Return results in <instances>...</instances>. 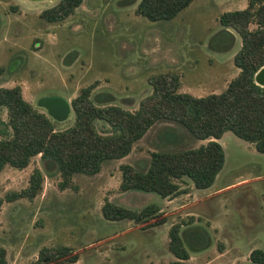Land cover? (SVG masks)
Returning a JSON list of instances; mask_svg holds the SVG:
<instances>
[{
  "label": "rangeland",
  "instance_id": "374dc122",
  "mask_svg": "<svg viewBox=\"0 0 264 264\" xmlns=\"http://www.w3.org/2000/svg\"><path fill=\"white\" fill-rule=\"evenodd\" d=\"M57 1L0 0V86L18 84L23 97L46 114L38 98L60 95L69 101L93 81L94 103L133 110L150 92V74L175 71L180 74L178 90L195 96L219 92L234 75L232 56L240 38L219 23L218 15L247 0H191L171 18L155 21L134 13L138 0H81L72 13L53 22L38 15ZM49 117L62 129L73 122L74 113L70 109L61 120ZM5 122V108L0 106V137ZM95 126L100 132L108 129L100 120ZM209 139L220 143L224 159L208 187L195 188L184 177L178 182L185 191L173 196L119 190L120 164L143 171L151 151L197 147ZM34 166L43 175L40 192L32 199L6 200L7 190L27 184ZM59 179L56 166L38 154L21 169L5 164L0 170V245L6 264H31L40 247L60 245L76 253L74 264H118L120 256L147 264L144 253L149 245L167 261L172 256L167 229L173 223L180 225L188 254L213 240V226L220 231L225 225L231 228L241 259L247 248L264 250V153L229 130L219 139H200L177 122L158 119L126 155L102 160L96 173H73L71 185L62 189ZM105 199L133 210L149 203L158 209L143 221L109 220L100 209ZM158 219L163 222L152 224ZM205 253L211 254L210 249Z\"/></svg>",
  "mask_w": 264,
  "mask_h": 264
},
{
  "label": "trees",
  "instance_id": "16d2710c",
  "mask_svg": "<svg viewBox=\"0 0 264 264\" xmlns=\"http://www.w3.org/2000/svg\"><path fill=\"white\" fill-rule=\"evenodd\" d=\"M80 2L58 0L38 15L49 22L59 21L72 13ZM190 2L138 0L134 13L152 21L168 19ZM218 21L238 34L240 46L232 56L238 72L217 93L195 96L179 91L180 74L166 70L147 76L150 92L140 98L135 109L129 110L116 104L94 103L90 97L96 82L93 81L80 87L69 100L73 122L56 129L46 113L34 108L23 97L18 84L0 86V106L6 113L0 137V170L5 164L21 169L38 154L56 166L60 176L57 185L62 189L71 185L73 173H96L102 160L126 155L132 143L158 119L177 122L200 139H216L229 130L264 153V87L253 78L256 70L264 66V0H247L243 8L222 11ZM250 23L254 25L251 28ZM95 120L105 123L108 129L98 131ZM149 156L143 171L131 164L119 165V190L138 189L153 191L161 197L173 196L185 191L178 182L184 177L195 188H205L212 183L224 159L223 149L214 139L197 147L151 151ZM42 180V172L34 166L27 184L18 190H7L4 197L6 200L32 199L40 192ZM100 209L106 219L124 218L137 222L146 220L158 208L149 203L133 210L105 199ZM160 222L163 219L154 220L152 224ZM179 226L173 223L167 229V248L174 256L168 264H190ZM247 258L246 264H264V250L252 248ZM76 259V253L67 245L42 246L37 260L31 264L60 260L74 264ZM6 263L5 248L0 245V264Z\"/></svg>",
  "mask_w": 264,
  "mask_h": 264
},
{
  "label": "crops",
  "instance_id": "0c3cea01",
  "mask_svg": "<svg viewBox=\"0 0 264 264\" xmlns=\"http://www.w3.org/2000/svg\"><path fill=\"white\" fill-rule=\"evenodd\" d=\"M244 6L245 5H243L239 8H235V9H240V8H243ZM232 35H233V33H232ZM233 39L236 40V37L233 36ZM238 46H240V43ZM237 72H238V68L236 66H234V68H233L234 75ZM217 75H219V74L217 73ZM233 76H231V77H233ZM180 85H181V83H180ZM225 85L226 84H224L221 87V90L225 87ZM222 134L220 135V137L222 136ZM220 137H218L217 139H219ZM173 198L174 197H172L171 199H173ZM171 199H169V200H171ZM214 227L217 229V231L215 233V236L213 237V240H211L207 243L205 242L204 244L199 245V247L197 246L195 248L196 251H194L192 254L188 255L187 261L190 264H246L248 262L247 255H248V252L250 249L247 248V250L244 252L243 259H241L240 255H239V249L236 245V240L230 234L229 229H231V228L228 225L227 226L225 225L223 229H220V231H218V227L213 226L212 228H214ZM125 232H126V230L123 229L120 232V234H123ZM166 245H167V242H166ZM119 247L124 250V248H125L124 243L121 242L119 244ZM101 249L104 250L105 248H101ZM206 249H210L211 254H209V255L206 254L205 253ZM154 251H156V249L153 245L152 246L149 245L147 247V249L145 250L144 255L146 257H148V263L147 264H160L161 262H162L161 264H168L169 261L174 259V256L172 255V256H168L167 261H164V260L162 261L160 259V254H158ZM127 261H129L128 258H126L124 256H120L118 264H126V263L139 264L135 258H133L130 262H127Z\"/></svg>",
  "mask_w": 264,
  "mask_h": 264
},
{
  "label": "water",
  "instance_id": "95a60500",
  "mask_svg": "<svg viewBox=\"0 0 264 264\" xmlns=\"http://www.w3.org/2000/svg\"><path fill=\"white\" fill-rule=\"evenodd\" d=\"M256 71H258L259 76L264 79V66H260ZM253 78L256 82L255 73ZM256 83L260 84L261 86L264 85V83L259 81ZM37 102L39 105L45 108L49 116L56 120L64 119L71 109L69 101L60 95L41 96L38 98Z\"/></svg>",
  "mask_w": 264,
  "mask_h": 264
},
{
  "label": "bare ground",
  "instance_id": "6f19581e",
  "mask_svg": "<svg viewBox=\"0 0 264 264\" xmlns=\"http://www.w3.org/2000/svg\"><path fill=\"white\" fill-rule=\"evenodd\" d=\"M261 82V83H264V79H262L260 76H259V74L257 73L256 74V82Z\"/></svg>",
  "mask_w": 264,
  "mask_h": 264
},
{
  "label": "flooded vegetation",
  "instance_id": "af4514ba",
  "mask_svg": "<svg viewBox=\"0 0 264 264\" xmlns=\"http://www.w3.org/2000/svg\"><path fill=\"white\" fill-rule=\"evenodd\" d=\"M258 73V72H257Z\"/></svg>",
  "mask_w": 264,
  "mask_h": 264
}]
</instances>
